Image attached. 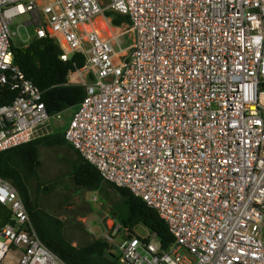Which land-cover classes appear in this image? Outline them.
<instances>
[{
    "label": "built area",
    "instance_id": "obj_1",
    "mask_svg": "<svg viewBox=\"0 0 264 264\" xmlns=\"http://www.w3.org/2000/svg\"><path fill=\"white\" fill-rule=\"evenodd\" d=\"M106 11L128 17L127 49L92 24ZM21 15L26 36L11 30ZM15 35L84 57L85 95L68 121L13 62ZM1 87L15 96L0 104V152L63 127L105 181L167 224L163 248L155 232L128 236L116 220L119 264H264V0H0ZM0 197L10 210L0 264H67L1 176Z\"/></svg>",
    "mask_w": 264,
    "mask_h": 264
},
{
    "label": "trees",
    "instance_id": "obj_2",
    "mask_svg": "<svg viewBox=\"0 0 264 264\" xmlns=\"http://www.w3.org/2000/svg\"><path fill=\"white\" fill-rule=\"evenodd\" d=\"M105 14L112 17L111 22L115 26L128 21V17L124 15L111 12ZM11 51L13 62L42 91V101L49 114L75 107L84 97L85 86L72 84L68 80L69 73L83 66L84 57L81 54L75 53L63 60L59 45L46 36L34 38L27 45L12 41ZM14 96L15 93L8 91L6 87L0 88V104L10 102ZM43 147H66L72 150L73 158H69L72 163L71 178L77 186L91 191L112 189L119 195L120 201L112 204L111 212L123 227L128 228V236L134 233V227L142 224L157 234L163 248L173 241L167 224L154 208L128 188L105 181L98 169L65 139L63 127H57L29 142L1 151L0 176L19 190L38 237L65 263L119 264L118 257L111 253L110 243L106 238H93L82 245H73L64 233V222L32 198L30 180L37 175L41 164L40 150ZM9 219L10 210L0 204V227Z\"/></svg>",
    "mask_w": 264,
    "mask_h": 264
},
{
    "label": "rangeland",
    "instance_id": "obj_3",
    "mask_svg": "<svg viewBox=\"0 0 264 264\" xmlns=\"http://www.w3.org/2000/svg\"><path fill=\"white\" fill-rule=\"evenodd\" d=\"M96 17L92 21L95 22ZM29 18L28 15L15 17L11 23V30L15 31L19 27V33L26 36L23 24ZM104 20L103 18L100 20L99 25L101 24V27H105V24L102 25V22H105ZM108 20L113 26L111 16L108 17ZM27 27L28 32L33 35V25ZM125 29L126 24L114 29L113 34L118 35V38L113 43V48L117 52L120 48L127 49L129 45L130 40L128 35L124 33ZM110 34L105 30V35ZM13 42L21 44V40L17 35L13 37ZM68 80L73 84H83V79L75 71L69 74ZM87 80H89V77H87ZM73 111L74 108H68L64 112L61 121H68ZM55 122H58V120H55ZM48 132H51V130ZM69 158H73V152L69 148H41L40 167L36 177L30 180L32 198L42 208L55 214L64 222V233L73 245H82L93 238H107L111 253L117 256L116 242L120 237H123V231L113 233L115 226L113 223L116 222V219L112 215L111 206L113 203L120 201L119 195L112 189L103 188L100 191H91L74 184L71 178L72 163ZM147 232L148 229L142 224L134 227L135 234L143 236ZM106 235L110 236L112 240L109 241Z\"/></svg>",
    "mask_w": 264,
    "mask_h": 264
},
{
    "label": "crops",
    "instance_id": "obj_4",
    "mask_svg": "<svg viewBox=\"0 0 264 264\" xmlns=\"http://www.w3.org/2000/svg\"><path fill=\"white\" fill-rule=\"evenodd\" d=\"M106 12H109V11H106ZM105 12V13H106ZM105 19L104 21V24H105V28L104 27H101L100 25H99V22H101L100 20L101 19ZM96 20H95V22L94 21H92V24L94 25V27L96 28V29H98L99 30V32L103 35V36H105V37H109V36H112V35H116V34H113L114 33V29H115V27H119V26H121L122 24H126L127 22H123L121 25H119V26H115V25H111L110 24V21L108 20V17L106 16V14H104V16H102V15H98L96 18H95ZM96 21H98V22H96ZM115 26V27H114ZM105 30H107L109 33H111L110 35H105ZM31 42V41H30ZM29 42V43H30ZM21 44H23L22 42H21ZM24 45V44H23ZM74 72V71H73ZM70 74V73H69ZM73 84V83H72ZM73 108V107H72ZM66 111V110H65ZM55 128H56V126H55ZM54 128V129H55ZM52 132V131H51Z\"/></svg>",
    "mask_w": 264,
    "mask_h": 264
},
{
    "label": "snow or ice",
    "instance_id": "obj_5",
    "mask_svg": "<svg viewBox=\"0 0 264 264\" xmlns=\"http://www.w3.org/2000/svg\"><path fill=\"white\" fill-rule=\"evenodd\" d=\"M41 35H43V33H41ZM3 197H0V199H2Z\"/></svg>",
    "mask_w": 264,
    "mask_h": 264
},
{
    "label": "bare ground",
    "instance_id": "obj_6",
    "mask_svg": "<svg viewBox=\"0 0 264 264\" xmlns=\"http://www.w3.org/2000/svg\"><path fill=\"white\" fill-rule=\"evenodd\" d=\"M100 23V22H99ZM104 24V22H102V25ZM101 25V24H100ZM105 28V27H104Z\"/></svg>",
    "mask_w": 264,
    "mask_h": 264
}]
</instances>
